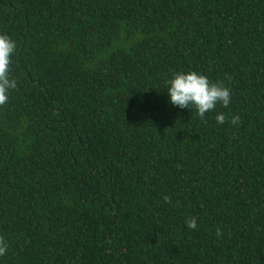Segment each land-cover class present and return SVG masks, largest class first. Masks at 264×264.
I'll return each instance as SVG.
<instances>
[{"label": "trees", "instance_id": "trees-1", "mask_svg": "<svg viewBox=\"0 0 264 264\" xmlns=\"http://www.w3.org/2000/svg\"><path fill=\"white\" fill-rule=\"evenodd\" d=\"M0 34V264H264V0H0ZM192 70L228 107L169 102Z\"/></svg>", "mask_w": 264, "mask_h": 264}, {"label": "clouds", "instance_id": "clouds-1", "mask_svg": "<svg viewBox=\"0 0 264 264\" xmlns=\"http://www.w3.org/2000/svg\"><path fill=\"white\" fill-rule=\"evenodd\" d=\"M16 42L7 34H0V106L8 101L10 90L17 88V81L10 78V64L13 54L16 52ZM167 95L169 102L181 109L194 108L200 118L213 111L217 104L228 107L231 101V91L222 82H210L208 77L197 71L176 72L172 78L166 81ZM216 121L224 124L226 116L224 113L216 115ZM233 125H238L240 117L233 116L229 121ZM165 202L171 203L168 196L164 197ZM185 223L188 228L196 229L197 221L194 217L186 218ZM217 236H221V230L217 229ZM7 242L0 237V256L7 252Z\"/></svg>", "mask_w": 264, "mask_h": 264}]
</instances>
